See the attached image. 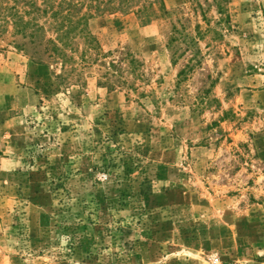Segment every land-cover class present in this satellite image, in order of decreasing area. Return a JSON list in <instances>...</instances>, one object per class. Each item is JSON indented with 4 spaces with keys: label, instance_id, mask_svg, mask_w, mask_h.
<instances>
[{
    "label": "rangeland",
    "instance_id": "obj_1",
    "mask_svg": "<svg viewBox=\"0 0 264 264\" xmlns=\"http://www.w3.org/2000/svg\"><path fill=\"white\" fill-rule=\"evenodd\" d=\"M162 1L65 65L0 4V264H264V0Z\"/></svg>",
    "mask_w": 264,
    "mask_h": 264
},
{
    "label": "trees",
    "instance_id": "obj_2",
    "mask_svg": "<svg viewBox=\"0 0 264 264\" xmlns=\"http://www.w3.org/2000/svg\"><path fill=\"white\" fill-rule=\"evenodd\" d=\"M115 0H0V4L5 3L4 18L11 20L15 32L32 40L31 45L36 41H45V25L40 24L39 20L45 18L53 20L50 24L54 27L56 39L47 40L44 53H48L50 59H59L65 65L69 62L67 51L68 41L74 35L83 36L91 46H94L93 38L89 30V22L97 16L111 12H126L133 0H122L118 6ZM155 3L151 2L138 10L140 23L148 25L156 17L153 13ZM161 8L165 10L163 1L160 0ZM86 8V12L83 9ZM150 12L154 15H150ZM166 13V12H164ZM143 17H142V16ZM41 41V42H42ZM26 45V44H25ZM24 45V47H26ZM36 48V47H35ZM34 50V48H32ZM35 49L33 54L35 59L39 57ZM60 78V77H59ZM63 79V78H61Z\"/></svg>",
    "mask_w": 264,
    "mask_h": 264
}]
</instances>
